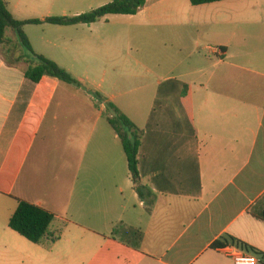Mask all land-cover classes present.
<instances>
[{
	"label": "crops",
	"instance_id": "0c3cea01",
	"mask_svg": "<svg viewBox=\"0 0 264 264\" xmlns=\"http://www.w3.org/2000/svg\"><path fill=\"white\" fill-rule=\"evenodd\" d=\"M4 1L23 21L53 2L94 10L112 0ZM244 1L146 0L135 15L90 25H25L33 51L80 88L27 79L36 61L5 30L0 264H230L215 247L225 240L264 255V67L230 50L233 6ZM159 36L192 42L174 44L160 62L143 57V38ZM107 103L142 132L137 184ZM19 201L53 215L42 241L67 238L59 253L8 228Z\"/></svg>",
	"mask_w": 264,
	"mask_h": 264
},
{
	"label": "trees",
	"instance_id": "16d2710c",
	"mask_svg": "<svg viewBox=\"0 0 264 264\" xmlns=\"http://www.w3.org/2000/svg\"><path fill=\"white\" fill-rule=\"evenodd\" d=\"M222 1L228 0H189L192 6H200ZM145 3L146 0H112L104 6L77 16L47 17L44 20L33 19L20 21L13 18L7 9L5 1L0 0V44L4 42L5 30L11 29L22 49L28 52L36 61V64L31 66L25 73L27 79L34 83H38L43 77H49L64 84L80 88L82 87L81 83L67 71L63 70L47 58L37 55L33 51L31 44L23 31V27L28 24L38 25L42 23L57 26L90 25L110 15H135L144 7ZM95 95L97 98H100L99 94ZM107 110L112 113L111 117H107V121L121 142L127 158L128 169L132 181L134 184H137L139 182L138 152L142 132L113 104L107 103ZM53 219V215L49 212L24 201H19L14 214L8 222V228L26 239L28 242L37 245L41 244L43 238L47 235ZM227 242L228 241L225 240L224 243H216L215 247H224L228 245ZM230 244H240L244 246L247 251L256 254L260 260L264 261V255L251 248L234 241H231Z\"/></svg>",
	"mask_w": 264,
	"mask_h": 264
},
{
	"label": "rangeland",
	"instance_id": "374dc122",
	"mask_svg": "<svg viewBox=\"0 0 264 264\" xmlns=\"http://www.w3.org/2000/svg\"><path fill=\"white\" fill-rule=\"evenodd\" d=\"M84 11L87 13L91 10H88V6H79L75 7L74 5L64 4L62 2H53V4L48 5L44 9H38L31 15L33 17L40 19L42 15L44 17H63V16H72L71 13L75 11ZM233 11H236L239 14L235 22H233L232 27L235 31V38L231 43L230 50H240L244 53L249 54V67L263 68L264 67V0H246L238 5L233 6ZM51 15H47V14ZM224 21V20H223ZM222 29V34H226V29ZM211 35H206L203 39V44L208 45V47H214L210 41ZM192 42L191 38H179L175 41H168L165 37L159 36L155 40H148L143 38L142 48L147 50L142 52V56L151 54L152 57H156L158 61H162L166 58V54L175 50L177 43H181L182 46H188ZM175 44V46H174ZM183 48V47H182ZM146 53V54H145ZM148 53V54H147ZM241 61H245L241 60ZM242 63V62H241ZM150 87H148L146 92H148ZM60 234H56V237ZM42 246L45 249L47 255H56L59 253L64 246L67 244V238H62L61 241L53 243V241H42Z\"/></svg>",
	"mask_w": 264,
	"mask_h": 264
},
{
	"label": "built area",
	"instance_id": "2783aa9c",
	"mask_svg": "<svg viewBox=\"0 0 264 264\" xmlns=\"http://www.w3.org/2000/svg\"><path fill=\"white\" fill-rule=\"evenodd\" d=\"M215 52L222 56L223 51L220 48H214ZM221 251L225 256L231 259L230 264H264L263 260L244 248V246L240 244H230L221 248Z\"/></svg>",
	"mask_w": 264,
	"mask_h": 264
}]
</instances>
